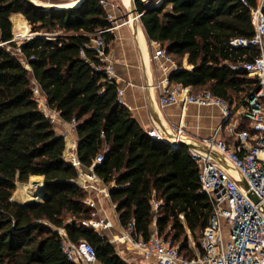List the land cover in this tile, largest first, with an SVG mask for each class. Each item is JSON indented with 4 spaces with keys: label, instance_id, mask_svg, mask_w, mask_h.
Wrapping results in <instances>:
<instances>
[{
    "label": "trees",
    "instance_id": "obj_1",
    "mask_svg": "<svg viewBox=\"0 0 264 264\" xmlns=\"http://www.w3.org/2000/svg\"><path fill=\"white\" fill-rule=\"evenodd\" d=\"M157 1L147 6L136 0V9L147 40L160 43L178 66L169 76L172 84L191 93L209 91L237 106L256 91V80L230 65L252 61L258 51L234 49L230 42L254 36L251 9L259 0ZM17 14L36 35L22 44L14 39L12 16ZM108 26L100 0L50 11L25 0H0V264H74L58 229L73 244H92L100 264H141L127 262L108 237L82 225L92 209L74 183L77 170L64 159V137L38 107L34 80L65 122L78 123L83 166L104 154L96 173L106 184L115 183L111 201L124 228L135 221L137 232L148 239L156 200L159 232L187 253L189 235L198 241L209 225L212 204L201 193L199 169L188 148L175 150L149 137L117 101L118 85L105 82V73L97 71L102 64L88 46L94 33ZM114 40L106 35L107 53ZM186 59L191 70L184 66ZM32 176L44 177L42 202L35 208L17 206L12 198L18 185L42 179Z\"/></svg>",
    "mask_w": 264,
    "mask_h": 264
},
{
    "label": "built area",
    "instance_id": "obj_2",
    "mask_svg": "<svg viewBox=\"0 0 264 264\" xmlns=\"http://www.w3.org/2000/svg\"><path fill=\"white\" fill-rule=\"evenodd\" d=\"M32 1L55 5L53 0ZM241 1L247 4L246 0ZM100 4L107 11L109 26L94 33L88 48L96 52L102 64L97 71L104 72L105 82L114 85L117 84V76L111 50L106 52V35L110 34L116 39L119 27L130 24V19L119 23L113 12L119 9V5L108 0H100ZM251 15L254 36L250 39L236 38L230 42V47L234 49L252 48L258 51L252 61L230 65L234 71L247 72L248 77L257 82L256 91H251L239 106L209 91L191 93L190 88L172 84L169 67L175 72L178 66L160 43H154V60H164L168 65L161 64L165 74L157 86L160 108H217L222 115L215 133L199 142L205 146L204 150L188 148L199 169L201 193L208 197L213 209L200 242L196 245L190 238L187 253L181 250L182 244H175L159 232L156 218L159 203L156 200L152 201L155 217L148 239L137 232L135 221L126 228L116 229L112 221L102 215L105 211L103 202H110L115 211L117 207L112 203L110 193L115 183L106 184L96 173V167L104 161V154L98 155L90 167H85L78 157L79 138H72L68 131L62 133L66 144L64 159L77 170L78 177L74 183L87 194L85 203L92 209L91 218L82 225L102 237L110 238L108 232H116L115 239L109 241L118 244L121 253L132 250L141 264H264V0L257 8L251 9ZM35 36L31 34L28 39ZM81 55L84 57L85 52L81 51ZM22 63L30 70L24 60ZM32 90L39 109L53 125L64 121L60 112L49 106L45 93L35 80ZM117 101L124 104V91L119 87ZM68 124L77 133L78 123L73 121ZM147 134L154 140L169 142L175 150L180 149V142L186 141L181 124L167 129L152 128ZM68 138L73 142L71 145H68ZM241 181H245L247 187ZM252 192L258 198L257 203L249 196ZM58 231L63 239L64 252L71 262L100 264L92 244L85 240L73 244L64 229Z\"/></svg>",
    "mask_w": 264,
    "mask_h": 264
},
{
    "label": "crops",
    "instance_id": "obj_3",
    "mask_svg": "<svg viewBox=\"0 0 264 264\" xmlns=\"http://www.w3.org/2000/svg\"><path fill=\"white\" fill-rule=\"evenodd\" d=\"M108 1L115 3L113 0ZM142 1L147 6L160 3L157 0ZM81 2L82 0H76L69 4H56L55 6L71 9L77 7ZM130 3L131 0H120L119 9L113 11L119 23L130 19V24L119 27L116 39L111 44V60L115 65L117 85L119 89L124 91L125 106L132 112L134 118L146 132L152 128L167 129L170 124L173 126L181 124L185 130V140L187 142L199 143L203 139L212 136L222 120L219 109L198 108L195 106H189L184 110L178 106L166 109L160 108L158 103L160 91L156 86L159 82L155 84L154 61L150 52L152 47L154 54L155 42L150 43L147 40L140 18L136 20L133 16L131 17ZM156 62L158 64L156 74L160 81L165 74L161 69V64L167 65V63L164 60ZM185 67L188 70L192 69L187 62ZM169 69L170 74H172L174 72L173 68L169 67ZM54 128L60 136L64 131H68L72 138L78 137V134L71 130L70 124L65 121L57 123ZM72 143L71 139L68 138V145ZM102 207L106 212L109 210L114 211V214H116L110 202H103ZM127 252L124 251L123 253ZM120 256L129 263H134L137 259L136 257L134 259L133 252L132 254L128 253L126 256L120 254Z\"/></svg>",
    "mask_w": 264,
    "mask_h": 264
},
{
    "label": "bare ground",
    "instance_id": "obj_4",
    "mask_svg": "<svg viewBox=\"0 0 264 264\" xmlns=\"http://www.w3.org/2000/svg\"><path fill=\"white\" fill-rule=\"evenodd\" d=\"M79 4L77 5V7ZM59 9H67V7H57ZM69 8V7H68ZM15 31L19 32L21 36H27L29 29L27 28V21L22 15L17 14L12 16ZM18 36V35H17ZM42 184L39 185H20L12 201L19 205H36L41 201ZM19 198V199H18ZM21 198V199H20Z\"/></svg>",
    "mask_w": 264,
    "mask_h": 264
},
{
    "label": "rangeland",
    "instance_id": "obj_5",
    "mask_svg": "<svg viewBox=\"0 0 264 264\" xmlns=\"http://www.w3.org/2000/svg\"><path fill=\"white\" fill-rule=\"evenodd\" d=\"M76 0H53V3L56 5V4H69V3H72V2H75ZM115 3L114 4H119V2H120V0H113ZM260 1V0H259ZM42 3L44 4V3H46L45 1H42ZM27 27H28V23H27ZM29 28V32H28V35L27 36H21L20 34H19V32H17V31H15V29L13 28V32H14V39L17 41V43L18 44H22V42L24 41V40H26V39H28L29 38V36H31V34H33L32 33V31H31V27H28ZM18 35V36H17ZM13 53H15L16 55H18L19 53H18V51L17 50H12V49H10ZM150 52H151V54H152V57H153V48L151 47L150 48ZM153 61H154V63H153V70H154V73H155V79H156V82H155V84H157V82H160L159 81V79H158V76H157V74H156V70H157V66H158V64H157V62H156V60H154V58H153ZM186 62H187V59L186 60H184V66H185V64H186ZM156 86H158V85H156ZM163 112V111H162ZM165 114V113H164ZM166 115V114H165ZM170 126L172 127L173 125L172 124H170ZM41 183H42V181H43V179H38ZM32 180L30 179L29 180V182L28 183H24V185H28V184H30V182H31ZM20 185H23V184H19L18 185V188H19V186ZM18 188H17V191H18ZM15 196V195H14ZM19 199V198H18ZM21 199V198H20ZM41 202V201H40ZM115 212L114 211H109V210H107V212L106 211H104V213H102V215H105V216H107L111 221H112V223L115 225V227H116V229H121V228H124L122 225H121V223H120V221H119V216H118V214H117V212H116V214H114ZM114 234H116V232L115 233H111L110 231L108 232V236L110 237L109 239H111V240H114L115 239V237H116V235H114ZM118 236V235H117ZM190 238H192V236L191 235H189V239ZM193 239V238H192ZM194 240V239H193ZM194 242H195V244L196 245H198V243L200 242V239L198 240V241H195L194 240ZM114 245H115V247H116V250H117V252L118 253H120V254H123L124 256H126L128 253H131L132 254V250H129L127 253H121L120 252V250H121V247L118 245V244H116V243H114ZM130 255V254H129ZM135 257L138 259L139 257L137 256V255H135L134 256V259H135Z\"/></svg>",
    "mask_w": 264,
    "mask_h": 264
},
{
    "label": "water",
    "instance_id": "obj_6",
    "mask_svg": "<svg viewBox=\"0 0 264 264\" xmlns=\"http://www.w3.org/2000/svg\"><path fill=\"white\" fill-rule=\"evenodd\" d=\"M28 4L32 5V6H35V7H38L42 10H47V11H50V10H67V9H59L57 8L55 5H42V4H36L34 3L32 0H25ZM87 0H82V2L79 4V6H81L83 3H85ZM130 15L131 17L133 16V18H135L137 20V18H140L141 15L137 12L136 10V0H131V3H130ZM2 46V45H0ZM181 146H186L187 148H197V149H200V150H204L205 149V146H203L202 144L200 143H191V142H187V141H183V142H180L179 143ZM32 177H39V178H42L43 181H42V191H41V202H42V198L44 196V193H45V181H44V177H41V176H32ZM31 177V178H32ZM35 185L40 183V181H32ZM241 184L242 185H245V187H247V184L245 181H241ZM256 203L258 202V198L256 197V195L252 192L250 193L249 195ZM40 202V203H41ZM39 203V204H40ZM17 206H20L22 208H35L37 207L39 204H36V205H19L17 203H15ZM117 210V209H116Z\"/></svg>",
    "mask_w": 264,
    "mask_h": 264
}]
</instances>
